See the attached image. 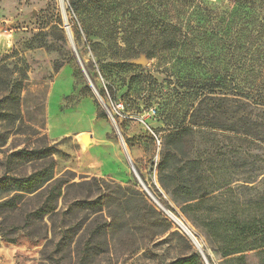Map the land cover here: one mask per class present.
Instances as JSON below:
<instances>
[{
	"label": "rangeland",
	"instance_id": "374dc122",
	"mask_svg": "<svg viewBox=\"0 0 264 264\" xmlns=\"http://www.w3.org/2000/svg\"><path fill=\"white\" fill-rule=\"evenodd\" d=\"M205 2L233 20L232 1ZM130 6L143 42H154L156 6ZM245 23L231 31L242 58L232 59L223 43L200 41L192 52L122 61L113 43L86 37L68 0H0V204L20 197L15 209L0 207V264H169L200 253L173 216L196 236L204 264H222L193 213L161 184L158 167L166 136L198 99L192 85L200 89L217 70L244 92L264 87L263 56L247 51ZM254 45L263 50L264 40ZM203 53L207 66L193 60ZM238 105L227 103L217 124L232 125ZM195 131L194 155L209 158L206 185L228 186L244 204L264 196V150L255 141ZM39 171L53 179L36 193L17 191L20 178Z\"/></svg>",
	"mask_w": 264,
	"mask_h": 264
},
{
	"label": "trees",
	"instance_id": "16d2710c",
	"mask_svg": "<svg viewBox=\"0 0 264 264\" xmlns=\"http://www.w3.org/2000/svg\"><path fill=\"white\" fill-rule=\"evenodd\" d=\"M131 1L68 0V4L70 11L82 22L86 37L95 36L109 45L113 43L118 49L115 55H124L122 61L135 60L141 55L152 59L158 53L178 49L192 52L199 50L200 41L223 43L232 52V59L242 58V48L232 41L231 32L234 24L242 21L246 22L251 32L248 40L252 48L247 51L250 55L263 56L264 60V49L254 45L264 40V0H230L235 5L233 20L217 15L205 0H150L156 6V12L150 18L154 42H143L144 36L136 30L139 18L133 13ZM161 9H164V13H159ZM118 42L125 48H120ZM199 55L193 60L207 66L209 59L204 53ZM255 67L253 63L252 72H255ZM234 83L228 74L220 75L216 70L200 89L193 85L190 87L198 99L191 106L188 118L166 136L158 175L163 187L178 198V203L185 205V211L193 213L192 220L203 230L208 244L222 260V264H264V196L244 204L235 197L234 189L228 186L222 188L212 185L210 188L206 185L209 158L194 155L196 126L242 135V138L245 137L243 141L251 139L255 141L258 150H264V87L254 83L248 92H244ZM199 91L202 92L201 97ZM237 101L239 105L235 113H241L237 120L229 126L217 124L220 121L217 118L219 114L226 113L224 108L227 103ZM187 121L189 126H186ZM200 121L205 125H200ZM46 174L45 171H39L20 178L17 191L36 193L53 179ZM61 188V185L53 188L58 196L62 195ZM221 196L226 197L223 203L219 201ZM17 198L20 197L6 200L0 207L15 209ZM184 241L190 248L189 242ZM169 264L204 263L202 255L193 250L189 255Z\"/></svg>",
	"mask_w": 264,
	"mask_h": 264
},
{
	"label": "bare ground",
	"instance_id": "6f19581e",
	"mask_svg": "<svg viewBox=\"0 0 264 264\" xmlns=\"http://www.w3.org/2000/svg\"><path fill=\"white\" fill-rule=\"evenodd\" d=\"M173 221L176 222V224H178L182 230L192 239L195 240L196 242V238L194 236V234H192V232L189 230V228L184 224V222H180L178 219H176L174 216L172 217Z\"/></svg>",
	"mask_w": 264,
	"mask_h": 264
},
{
	"label": "water",
	"instance_id": "95a60500",
	"mask_svg": "<svg viewBox=\"0 0 264 264\" xmlns=\"http://www.w3.org/2000/svg\"><path fill=\"white\" fill-rule=\"evenodd\" d=\"M87 80H88V83H90V86L92 87V89L94 90V92H95L96 94H98L97 91H96V89L94 88L93 84L90 82V80H89L88 77H87ZM122 144H124L123 140H122ZM132 167H133V169H134V166H133V165H132ZM174 217H175V216H174ZM175 218H176V217H175ZM176 219H178L180 222H183V221H181L178 217H177ZM195 238H196V236H195ZM192 241L194 242L195 246L197 247V250L200 251V253H201L202 255H204L203 251L200 249V244H199L197 238H196V242H195V240H192ZM206 264H207V262H206Z\"/></svg>",
	"mask_w": 264,
	"mask_h": 264
}]
</instances>
